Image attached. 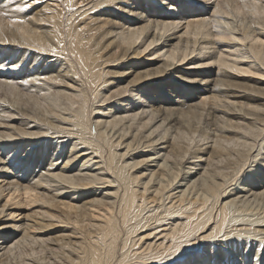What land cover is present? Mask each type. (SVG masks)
I'll return each instance as SVG.
<instances>
[{
    "label": "bare ground",
    "instance_id": "6f19581e",
    "mask_svg": "<svg viewBox=\"0 0 264 264\" xmlns=\"http://www.w3.org/2000/svg\"><path fill=\"white\" fill-rule=\"evenodd\" d=\"M0 10V264H264V0Z\"/></svg>",
    "mask_w": 264,
    "mask_h": 264
},
{
    "label": "snow or ice",
    "instance_id": "6c2138e0",
    "mask_svg": "<svg viewBox=\"0 0 264 264\" xmlns=\"http://www.w3.org/2000/svg\"><path fill=\"white\" fill-rule=\"evenodd\" d=\"M0 2H2V0H0ZM252 3L253 5H257L258 4V0H252ZM30 7L29 4L25 3L23 4V6H20L19 4L16 6L15 8V11H18V12H24L25 10H27L28 8ZM4 18H8V22L9 24H25L26 21L24 19H20V18H11L9 17V14L7 11H3V10H0V20H3ZM40 23H44L43 20L40 21ZM233 39H235V37H233ZM264 42V41H262ZM43 50V49H41ZM147 51V49H146ZM233 71H237V69H233ZM245 74H248V75H252V73H245ZM257 111H264V110H261V109H257ZM247 135V133H246ZM59 179V177H57ZM25 195L26 196H36V193L35 192H32L30 190H25ZM77 227H79V225H77ZM210 239L211 238H214V237H209ZM43 253H41L42 255ZM36 253L34 252L33 253V256H35Z\"/></svg>",
    "mask_w": 264,
    "mask_h": 264
}]
</instances>
